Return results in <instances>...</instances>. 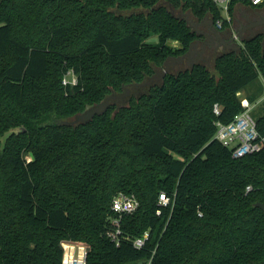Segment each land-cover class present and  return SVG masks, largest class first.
Wrapping results in <instances>:
<instances>
[{
	"label": "trees",
	"instance_id": "16d2710c",
	"mask_svg": "<svg viewBox=\"0 0 264 264\" xmlns=\"http://www.w3.org/2000/svg\"><path fill=\"white\" fill-rule=\"evenodd\" d=\"M238 1L251 4L232 0L230 15ZM173 9L223 17L212 0H0V264H62L68 241L88 247L86 264H264V114L257 151L234 158L216 137L264 76V35L214 71L196 63L86 124L66 121L189 50L198 35ZM120 191L139 207L117 245Z\"/></svg>",
	"mask_w": 264,
	"mask_h": 264
},
{
	"label": "built area",
	"instance_id": "2783aa9c",
	"mask_svg": "<svg viewBox=\"0 0 264 264\" xmlns=\"http://www.w3.org/2000/svg\"><path fill=\"white\" fill-rule=\"evenodd\" d=\"M215 2L221 10L226 12V17H222L217 21L218 26H223L225 23H231L230 17V3L232 0H212ZM251 5L260 6L264 4V0H249ZM77 79L74 81L67 82L65 84H75ZM243 110L238 113L235 118L229 123L217 122V139L222 142L223 145L230 148L232 156L234 158H241L248 153H252L261 148L260 134L257 127V118H255L251 111L253 108L252 102L248 98L241 99ZM214 110L216 113L220 112L219 105L215 104ZM251 189V186L247 187V191ZM172 202L171 198L166 193L160 194V203L164 206L170 205ZM139 207V200L134 194H128L126 192H118L112 203L113 216L111 221L114 226L108 232L110 239L117 245L120 244V231L122 228V218L124 215L134 213ZM202 216V213H199ZM149 233L146 232L144 237H139L134 240V245L141 248L145 244V239ZM79 252L76 254L74 249L76 248L75 243H66L63 245L64 258L62 264H86L88 248L85 245H78ZM146 264H151L149 260Z\"/></svg>",
	"mask_w": 264,
	"mask_h": 264
},
{
	"label": "rangeland",
	"instance_id": "374dc122",
	"mask_svg": "<svg viewBox=\"0 0 264 264\" xmlns=\"http://www.w3.org/2000/svg\"><path fill=\"white\" fill-rule=\"evenodd\" d=\"M172 11L178 17H184L186 20L188 19V20H193L194 21V19H195V15L193 14V12L191 10H181V9L175 10V9H173ZM222 15L224 17H226L227 14H226L225 11H223L222 12ZM247 16L248 15L243 14V13H240V12L239 13L238 12L235 13L234 16H232V14L230 15V17L232 19L233 25L234 24L236 25L235 26L236 29H239L240 27H242V24L245 21L244 19ZM257 31H258V28H256V27L254 29V32H250V29L246 30L244 32L243 36H242L243 37V40H241L242 43L246 39H250V37H252L253 33H257ZM152 41H155V40H152ZM175 42L176 41H172L171 42V44H172V46H174V48H176L177 47L176 44H178V41H177V43H175ZM241 45L243 46L244 43L241 44ZM225 51L228 52L229 50L228 51L227 50H224V52ZM224 52L222 50H220V51H214L213 52L210 48H207L205 50V52H204V57L206 58V60H205L204 63L211 70L214 71V67H215L214 65H215V59H216V57L218 55L224 53ZM191 66H192L191 64H189V66L186 65V64H177V63L176 64H171L170 71L165 76H162V74L160 73L159 74V78L158 79H154L151 84L144 85V86H136V87L131 86V87H129L130 88L129 91L125 90L123 92V93H125V92L127 93L128 92V94L126 96H124L123 98L116 99L115 100V103L117 105H119V106H121V105H127L129 103V99H130V97L132 95L139 96V95L147 92L149 90V88L151 87V85H155V84H159L160 85V84H162L168 74L177 75L181 70H185L187 68L189 69ZM165 68H166V65H165V67L158 69V71L162 72L163 70H165ZM74 79H77V75L73 72V70H68L66 72V74H64V76H63V84H65V80L67 82H71L72 83V81H74ZM149 80L150 79L148 78L146 81H149ZM71 83H69V84H71ZM259 90L262 91V93L260 95V98H264V76H260L257 80H254L253 82H251L250 84H248L245 88H243L238 93V96H239L240 99L243 100V99H246L247 98V95H248L249 92L258 91V93H259L260 92ZM257 94H255L253 96H256ZM258 105H259V107H257V105L255 107L253 106L252 111H251L252 115L255 118H257L258 116L264 114V102L263 101L262 102L260 101L258 103ZM72 120H74V116L68 118L66 121H67V123H69ZM66 243H75V242H69V241L68 242H63L62 243V246L65 245ZM75 244H76V248L74 249V252L77 254L79 252V247H78L79 244H77V243H75ZM81 245H83V244H81ZM86 248H88V247L86 246Z\"/></svg>",
	"mask_w": 264,
	"mask_h": 264
},
{
	"label": "flooded vegetation",
	"instance_id": "af4514ba",
	"mask_svg": "<svg viewBox=\"0 0 264 264\" xmlns=\"http://www.w3.org/2000/svg\"><path fill=\"white\" fill-rule=\"evenodd\" d=\"M203 20L208 21V25L202 26L204 28L203 31L211 35V37L214 39L213 42L210 39H207L206 37L199 35V30L195 27V22L197 21L201 22ZM188 21L193 27V30L198 35L197 39L194 41L196 45L191 48L193 53L190 55V57L186 56L184 61L176 62L177 64H186L189 66V64H191V60H193L195 64L204 63L206 60V58L204 57V52L207 48H210L213 52L220 51V50H222L223 52L224 50H227V51L229 50L228 52H230V51H237L238 50L237 48L239 46H242L241 44L244 43V42L242 43L241 41L243 40L242 36L244 32H242L241 34L239 33L244 26L240 27L239 29L235 28L236 25L232 27L226 26V25L218 26L214 17L210 15L205 16L203 19H199L198 17L195 16L194 21L193 20H188ZM251 22L255 24L251 26L250 28H247L246 30L250 29V32H254V29L256 27L258 28V31L257 33H253L250 39L259 34L264 35V10L259 11L258 14H256L255 17L251 20ZM257 22H260V23H257ZM216 32H218L221 35V38L223 40H226L229 43L227 45L224 44L223 41L217 37Z\"/></svg>",
	"mask_w": 264,
	"mask_h": 264
},
{
	"label": "water",
	"instance_id": "95a60500",
	"mask_svg": "<svg viewBox=\"0 0 264 264\" xmlns=\"http://www.w3.org/2000/svg\"><path fill=\"white\" fill-rule=\"evenodd\" d=\"M188 23L190 24V22L188 21ZM257 23H260V22H257ZM255 23L251 22L249 24H247L246 26H244L241 31L239 32L240 34L246 30L247 28H250L251 26H253ZM191 25V24H190ZM203 26V25H208V21H204V22H200V23H197L195 24V27L198 29L199 26ZM199 30V35H202L204 37H206L207 39H210L212 42L214 41V39L211 37L210 34H208L207 32L203 31V30ZM216 35L218 38H220L224 44H228L229 42L226 41V40H223L221 38V35L216 32ZM195 42L191 43L190 44V47H189V50L187 52H185L184 54L180 55V56H170L168 58V60L166 61L165 65H166V68L165 70H163L162 72L160 71H156V73L150 77V80L149 81H144V82H141V83H132L128 86H124V89L129 91L131 86H144V85H148V84H151L152 81L154 79H158L159 78V74L161 73L162 76H165L169 71H170V67H171V64H175L176 62H182L185 60L186 56H189L193 53L191 48L193 46H195ZM241 48V46H239L237 49L239 50ZM191 64L194 65V61L191 60ZM128 94V92L126 93H121V94H116V93H113V94H110L109 96H107L103 101L99 102V103H96V104H93L92 106L88 107L85 111L81 112V113H77L75 116H74V120L70 121L69 124H72V125H75V124H79V123H83V124H86L88 122H90L91 120L94 119V117L96 115H102L104 113L107 112V110L110 108V106L112 105V103H115V100L116 99H119V98H123L124 96H126ZM258 207L262 208L264 210V204L263 203H257L256 204ZM63 247V246H62Z\"/></svg>",
	"mask_w": 264,
	"mask_h": 264
},
{
	"label": "crops",
	"instance_id": "0c3cea01",
	"mask_svg": "<svg viewBox=\"0 0 264 264\" xmlns=\"http://www.w3.org/2000/svg\"><path fill=\"white\" fill-rule=\"evenodd\" d=\"M261 10H264V4H262V5H260V6H253V5H251V4H246V3H243V2H237L236 4H235V6H234V11H233V14H232V16H234L235 15V13H243V14H246V15H248L244 20V23L242 24V26H245V25H247L249 22H251V20L255 17V15L256 14H258V12L259 11H261ZM187 21H188V19H187ZM202 22H204V20L203 21H201V23ZM197 23H200V21L198 22H195V24H197ZM235 25V24H234ZM233 25V23H232V19H231V23H228L226 26H230V27H232V26H234ZM200 28V30H204V28L200 25L199 27H198V29ZM243 32H245V30L243 31ZM175 43H177V41L175 42ZM176 46H179V42H178V44H176ZM244 46V45H243ZM243 46H241V47H243ZM203 64H205V63H203ZM206 65V64H205ZM260 76H263V75H260ZM259 76V77H260ZM258 77V78H259ZM257 78V79H258ZM256 79V80H257ZM260 92L258 93V91H254V92H249L248 93V95H247V98H249V100H250V102H252V104H253V106L255 107L256 105H257V107H259V105H258V103L261 101H263L264 102V98H260V95H261V93H262V91L261 90H259ZM258 93V94H257ZM255 94H257L256 96H253V95H255Z\"/></svg>",
	"mask_w": 264,
	"mask_h": 264
}]
</instances>
